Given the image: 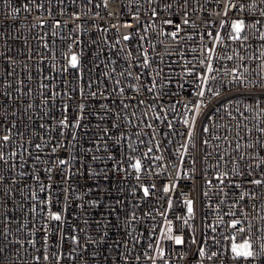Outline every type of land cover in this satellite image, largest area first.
Here are the masks:
<instances>
[{"label":"built area","instance_id":"obj_1","mask_svg":"<svg viewBox=\"0 0 264 264\" xmlns=\"http://www.w3.org/2000/svg\"><path fill=\"white\" fill-rule=\"evenodd\" d=\"M225 3L0 0V264H264V0Z\"/></svg>","mask_w":264,"mask_h":264},{"label":"snow or ice","instance_id":"obj_2","mask_svg":"<svg viewBox=\"0 0 264 264\" xmlns=\"http://www.w3.org/2000/svg\"><path fill=\"white\" fill-rule=\"evenodd\" d=\"M186 2H187V0H185V3H186ZM38 7H39V5H38ZM243 7H244L243 5H239V7H238L237 4H233V3H232V0H226L224 15H225V16L228 15V11H227V10H228L229 8H231V9H233V10H243ZM154 15H155V13H154ZM181 22H182L183 24H187V23H188V20H187V19H183ZM164 23H166V24H173L174 22H173L172 20L168 19V20H165ZM225 23H226L225 21H221V23H220V27L223 28L224 25H225ZM255 23H256V24H259L260 21L257 20V21H255ZM125 26H126V27H131L130 24H127V25H125ZM179 27H180L179 24H177V25H176L177 31L171 33V36H172L174 39H175V38L177 37V35H178ZM229 27L231 28V33H229V34L227 35V38H228V39H230V40H232V41H239V40H241V39H245V40L247 39V37L243 35L244 30H245V28H246V24H245V21H244V20H239V19L233 20V21H231ZM208 35H209V37H212V33H211V32H209ZM123 39H124V40H129L130 37L126 35V36L123 37ZM214 39H215V41H220V40L222 39L220 33H216ZM207 51H208L209 53H211L212 49H207ZM209 59H211L210 56H209ZM227 59L230 60V59H232V57H227ZM69 66H70L71 68H74V69H75V68H78V66H79V58H78V56H77L76 54L71 55V57L69 58ZM212 71H213L212 65H211V63H208V65H207V72H208V73H211ZM189 74H191V72H189ZM201 79H202L203 81H207L208 76H206V75H205V76H202ZM149 90H151V89H149ZM214 94H215V95H219V93H214ZM92 95L95 96L96 93L93 92ZM197 95H199L200 97H203V96L205 95L204 90L202 89L199 93H197ZM141 103H142V101H141ZM83 107H84V105L81 104V105H80L81 110L83 109ZM186 107H187V106H186ZM199 109H200V103H197V104H196V114H198ZM156 119H160V117L157 116ZM183 123H184L186 126H189V120H188V119H185V120L183 121ZM193 123H194V121H193ZM60 124H61L63 127H68L69 125H68V122H67V117H65L63 120H61V121H60ZM148 126L151 127V125H148ZM169 126L171 127V125H169ZM203 131H204V132H207V131H208V128L205 127V128L203 129ZM261 131H264V129H261ZM192 135H193L192 131H189V132L187 133V136L189 137V139H191ZM3 140H4V141H8V140H9V137H8L7 135H5V136L3 137ZM203 143H204V144H207L208 141L205 140V141H203ZM39 147H40V146L37 145V148H39ZM149 151H151V149H149ZM0 159H3V156H0ZM157 159H159V157H157ZM59 163H60L61 165H63V164H66L67 161L61 159V160L59 161ZM131 167L134 168L137 172H140V171H141V168H142L141 161L137 159V160L135 161V163H133V164L131 165ZM180 175H181V173H180L179 171H177V174H176L177 179L180 178ZM224 176H227V173H223V174H221V175H217V176L215 177V179H216L217 181H219V183L223 184V183H224V179H223ZM137 178H139V177H137ZM248 182H249V183H252V184H255V185H257V186H259V185H261L262 183H264V181H261V180H259V179H255V178L251 179V180L248 181ZM207 183H208L209 185H211L212 181H207ZM226 186H227V185H226ZM153 187H154V186H153ZM176 187H177V185H176L175 183H173V184H171L170 187H169V186H166V187L164 188V191H165V192H168V191H170V190H175ZM40 190H41V191H44V190H45L44 186H41ZM143 191H144V195H145V196H148V195H149V190H148V188H144ZM205 195H207V193H205ZM242 198H243V197H242ZM41 203H44V202H41ZM184 203H185L186 206H187V214H188L189 217H191V216L193 215V212H194V209H193V201H192V200H186ZM168 204H169V208H171V201H169ZM49 218H50L51 220H54V221H61L62 216H61V214L58 213V212H49ZM184 223L187 224L188 221H187V220H184ZM240 223H241L240 220H236V219H234V220L230 223L229 227H231V228H233V229H236L237 232H243V231H244L243 228H239V227H237ZM171 231H172V229H171V222L169 221V222H168V229H167V232H168V233H171ZM166 238L169 239V240H174V242H175L176 245H181V244L184 243L183 238H182L181 236H179V235L173 237V236L170 235V234H166ZM71 239L73 240V242H76V237H75V236L71 237ZM231 241H232V242H231V244H230V251H231V253L233 254V256H234L235 258H237V259H239V258L248 259V258H251V257L254 256V253H253V251H252V247H253V246H252V243H251L248 239L245 238V239L243 240V242H241V243H237V242H235V241H236V237H235V236H232V237H231ZM195 242H196V241L193 240V243H195ZM262 247H264V245H262ZM199 252H200V255L203 256V255H204V248H203V247H200ZM212 255L214 256V255H216V253H213ZM209 258H211V257H209ZM44 259L47 260V259H48V256H44Z\"/></svg>","mask_w":264,"mask_h":264}]
</instances>
